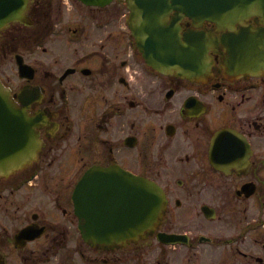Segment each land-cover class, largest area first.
Wrapping results in <instances>:
<instances>
[{
	"label": "flooded vegetation",
	"instance_id": "af4514ba",
	"mask_svg": "<svg viewBox=\"0 0 264 264\" xmlns=\"http://www.w3.org/2000/svg\"><path fill=\"white\" fill-rule=\"evenodd\" d=\"M74 3L28 0L25 18L0 25V79L40 143L0 175V264H264L263 15L243 34L183 18L182 40L205 35L209 66L177 75L148 63L123 26L124 0ZM99 168L158 184L160 224L87 240L75 191L91 172L87 220L104 224Z\"/></svg>",
	"mask_w": 264,
	"mask_h": 264
},
{
	"label": "water",
	"instance_id": "95a60500",
	"mask_svg": "<svg viewBox=\"0 0 264 264\" xmlns=\"http://www.w3.org/2000/svg\"><path fill=\"white\" fill-rule=\"evenodd\" d=\"M15 1V0H12ZM26 1V0H25ZM89 4H106L111 0H84ZM11 2V0H2ZM130 8V23L140 48L148 62L163 73L185 74L193 59H205L209 45L204 41L184 43L179 35L180 20L189 16L196 26L204 21L217 23L219 28H235L250 12L264 13V0H127ZM16 7H0V25L7 19L20 17ZM172 11L176 12L172 16ZM195 53V54H194ZM39 141L33 126L25 114L17 108L10 89L0 80V175L31 161L37 154ZM94 178L103 185L104 224L89 221L88 202L91 172H87L77 185L75 201L81 228L87 240L96 243L108 242L113 235L119 241L142 236L154 229L164 213L165 197L162 189L143 177L117 171L115 168H99ZM124 180V188L117 181ZM134 183H129L133 182ZM114 182V183H111ZM115 186L114 190L112 187ZM108 195V199L106 196ZM114 197V201H112ZM122 198H124L122 200ZM118 199V200H117ZM164 239V238H162Z\"/></svg>",
	"mask_w": 264,
	"mask_h": 264
},
{
	"label": "rangeland",
	"instance_id": "374dc122",
	"mask_svg": "<svg viewBox=\"0 0 264 264\" xmlns=\"http://www.w3.org/2000/svg\"><path fill=\"white\" fill-rule=\"evenodd\" d=\"M75 1V5L77 7V10H89V8H83V3L80 2V0H74ZM76 10V11H77ZM128 11V8L126 7V5H122V8H120V12L123 14V13H126ZM128 23H127V20H126V17H123V26H127Z\"/></svg>",
	"mask_w": 264,
	"mask_h": 264
}]
</instances>
